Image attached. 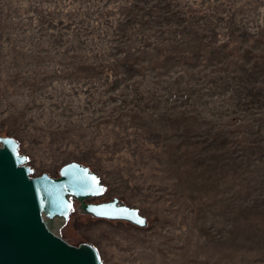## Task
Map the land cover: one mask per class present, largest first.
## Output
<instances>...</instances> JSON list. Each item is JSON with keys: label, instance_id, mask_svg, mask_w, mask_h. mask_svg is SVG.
<instances>
[{"label": "rangeland", "instance_id": "374dc122", "mask_svg": "<svg viewBox=\"0 0 264 264\" xmlns=\"http://www.w3.org/2000/svg\"><path fill=\"white\" fill-rule=\"evenodd\" d=\"M145 227L72 210L103 264H264V0H0V136Z\"/></svg>", "mask_w": 264, "mask_h": 264}, {"label": "water", "instance_id": "95a60500", "mask_svg": "<svg viewBox=\"0 0 264 264\" xmlns=\"http://www.w3.org/2000/svg\"><path fill=\"white\" fill-rule=\"evenodd\" d=\"M18 141L0 136V264H103L89 242L70 244L60 229L73 209L93 218L145 227L139 210L104 193L97 175L77 161L62 164L57 176L32 175ZM143 221V223H140Z\"/></svg>", "mask_w": 264, "mask_h": 264}, {"label": "snow or ice", "instance_id": "6c2138e0", "mask_svg": "<svg viewBox=\"0 0 264 264\" xmlns=\"http://www.w3.org/2000/svg\"><path fill=\"white\" fill-rule=\"evenodd\" d=\"M140 223H143V221H140Z\"/></svg>", "mask_w": 264, "mask_h": 264}]
</instances>
